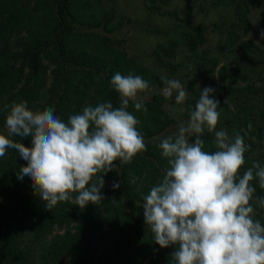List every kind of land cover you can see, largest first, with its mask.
<instances>
[{
  "label": "trees",
  "instance_id": "1",
  "mask_svg": "<svg viewBox=\"0 0 264 264\" xmlns=\"http://www.w3.org/2000/svg\"><path fill=\"white\" fill-rule=\"evenodd\" d=\"M227 2L234 12L236 50L264 65V51L244 39L250 27L248 15L257 0ZM128 21L113 0H0V131L13 102L27 101L33 111L53 107L65 121L87 105L110 101L118 106V95L110 85L116 72L141 76L150 83V90L162 88L163 77L128 56L113 37ZM183 21L191 29L188 46L197 52L203 34ZM160 49L173 55V46ZM155 54L161 66L173 68ZM200 59V66L209 67L211 87L216 84L218 61ZM254 70L253 66L247 73L238 65L223 64L217 70L222 94L214 92L222 109L230 111L228 120L235 133L249 145L242 172L258 161L249 157L252 139L264 135V87L255 86ZM164 102L162 94L154 93L145 100L147 112L129 108L140 121L137 128L147 150L129 163L117 162L118 172L103 177V202L83 209L74 198L48 209L31 182L18 179L26 162L17 150L9 149L0 158V264H170L175 249L154 244L142 209L143 197L168 166L157 137L171 134L167 131L176 120L166 113ZM202 138L206 150H213V135L206 132ZM12 139L31 147L27 138ZM113 182L119 188L114 190ZM253 186L255 196H264L258 180ZM253 206L255 218L264 225V208Z\"/></svg>",
  "mask_w": 264,
  "mask_h": 264
},
{
  "label": "clouds",
  "instance_id": "2",
  "mask_svg": "<svg viewBox=\"0 0 264 264\" xmlns=\"http://www.w3.org/2000/svg\"><path fill=\"white\" fill-rule=\"evenodd\" d=\"M162 79L164 98L184 104L189 97L184 85ZM110 85L118 106L110 101L87 105L67 121L53 107L33 111L27 101L8 106L0 158L9 149L18 151L26 162L18 179L30 181L48 209L73 198L81 209L102 203L103 177L117 171V162L129 163L147 150L137 128L140 121L129 108L147 112L142 94L150 91V83L116 72ZM214 92L211 87L200 91L189 118L159 139L168 166L143 197L144 222L154 244L175 249L170 264H264V225L253 206L264 208V196H255L253 186L258 180L264 189V165L253 162L242 172L249 145L239 132L218 129L221 108ZM206 132L213 135V150L205 148ZM14 136L29 139L31 147L15 142Z\"/></svg>",
  "mask_w": 264,
  "mask_h": 264
},
{
  "label": "rangeland",
  "instance_id": "3",
  "mask_svg": "<svg viewBox=\"0 0 264 264\" xmlns=\"http://www.w3.org/2000/svg\"><path fill=\"white\" fill-rule=\"evenodd\" d=\"M113 2L122 15L129 20L120 31L113 35L121 42L127 55L162 77L179 80L189 92L188 99L182 105H175L174 99H165L164 110L176 120V124L168 129V133L175 132L177 125L189 118V111L194 108L199 92L209 85L207 82L209 67L200 66V58L203 56L218 61L214 69L216 84L211 86L215 91L222 94L220 86L223 84L217 76V70L223 64L238 65L247 73H250L254 66L252 75L255 86L264 87V65L255 63L250 55L247 56L246 53L236 50L234 33L237 31L234 27V12L227 0H167V2L113 0ZM248 19L250 27L244 39L251 41L253 45L264 51V39H261V33L264 32V0H257L250 9ZM183 20L198 27L203 34L204 40L197 45V52L191 51L188 46L186 36L191 29ZM170 46L174 48L173 55L168 56L160 49V47ZM155 51L173 68L161 66L156 60ZM162 88L150 90L142 95L148 100L154 93H160ZM221 100L231 108L225 97ZM254 103L257 104V100ZM220 108L218 129L225 128L230 135H234L235 127L231 126V121L228 120L232 118L230 111L222 109L221 104ZM241 131L246 132L244 128H241ZM252 140L254 146L251 147L252 152L249 157L257 159V162L264 165V135L259 140L257 138ZM262 216L264 217V214Z\"/></svg>",
  "mask_w": 264,
  "mask_h": 264
}]
</instances>
